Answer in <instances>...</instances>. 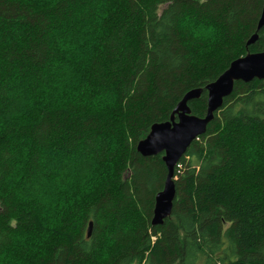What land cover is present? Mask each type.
Returning <instances> with one entry per match:
<instances>
[{"label": "trees", "instance_id": "1", "mask_svg": "<svg viewBox=\"0 0 264 264\" xmlns=\"http://www.w3.org/2000/svg\"><path fill=\"white\" fill-rule=\"evenodd\" d=\"M263 8L264 0H0V114L15 80L32 107L0 123V264H264V81L237 82L190 145L163 225L152 219L164 154L137 151L188 92L203 90L188 105L205 117L206 87L233 61L264 52ZM209 25L214 41L199 34ZM70 159L83 167L51 218L20 190L54 180L49 164Z\"/></svg>", "mask_w": 264, "mask_h": 264}, {"label": "water", "instance_id": "2", "mask_svg": "<svg viewBox=\"0 0 264 264\" xmlns=\"http://www.w3.org/2000/svg\"><path fill=\"white\" fill-rule=\"evenodd\" d=\"M264 28V8L258 23V31ZM258 34L248 41V46L258 40ZM254 80L264 81V52L248 53L233 61L220 77L206 87L208 93L207 113L203 118L194 116L188 105L197 100L203 93L202 89L188 92L174 109L170 120L154 124L148 136L137 145V151L144 157L164 154L168 175L163 190L157 194L153 212L152 225H163L172 215L175 189V169L190 145L207 131L208 125L214 120L215 113L223 106L237 82L249 83ZM92 233L89 226L88 236Z\"/></svg>", "mask_w": 264, "mask_h": 264}, {"label": "rangeland", "instance_id": "3", "mask_svg": "<svg viewBox=\"0 0 264 264\" xmlns=\"http://www.w3.org/2000/svg\"><path fill=\"white\" fill-rule=\"evenodd\" d=\"M82 39L84 38L81 37L77 41L76 47H79L76 51H74L76 53L79 52L78 56L80 57V59L84 57L88 50V42H85ZM85 39H88V37ZM81 42H83V45L85 47L84 49L80 48ZM14 83L15 84L12 85H14L15 88L19 89L18 91L15 90L11 93L10 105L7 108L8 111H6L4 114H0V123L2 124L8 123V121H10L12 117L14 118L15 116L24 114L32 110L31 100L25 97L26 94H23L24 90L20 88V86H22V83H19V81L17 80H15ZM49 92L55 94L57 93L56 91ZM53 95L54 94H48L44 101L57 100V96L55 95L53 99ZM74 160L76 159H70V163L68 161H64L61 163L55 161L56 165L49 164L51 168L49 167L48 169L53 172L52 177H56L54 180L43 178L35 185H31L24 190L21 189L20 192L23 191L22 195L24 197H28L27 200H34L36 202H40L43 205L45 204L44 206H46L49 211L50 209H52V214H50V217H56L57 210L61 208V202L67 196V193H69L71 186L77 178V169H81L83 167V164L78 165ZM17 178H19V176ZM17 241L21 242L22 238H19Z\"/></svg>", "mask_w": 264, "mask_h": 264}, {"label": "clouds", "instance_id": "4", "mask_svg": "<svg viewBox=\"0 0 264 264\" xmlns=\"http://www.w3.org/2000/svg\"><path fill=\"white\" fill-rule=\"evenodd\" d=\"M199 34L202 35L206 40L214 41L218 39V33L216 29L211 25H209L207 28H200Z\"/></svg>", "mask_w": 264, "mask_h": 264}, {"label": "snow or ice", "instance_id": "5", "mask_svg": "<svg viewBox=\"0 0 264 264\" xmlns=\"http://www.w3.org/2000/svg\"><path fill=\"white\" fill-rule=\"evenodd\" d=\"M56 0H52V3L55 4Z\"/></svg>", "mask_w": 264, "mask_h": 264}]
</instances>
